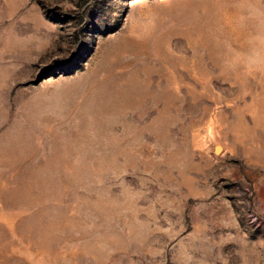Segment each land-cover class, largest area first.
I'll return each mask as SVG.
<instances>
[{"label":"rangeland","instance_id":"obj_1","mask_svg":"<svg viewBox=\"0 0 264 264\" xmlns=\"http://www.w3.org/2000/svg\"><path fill=\"white\" fill-rule=\"evenodd\" d=\"M260 0H0V264H264Z\"/></svg>","mask_w":264,"mask_h":264},{"label":"clouds","instance_id":"obj_2","mask_svg":"<svg viewBox=\"0 0 264 264\" xmlns=\"http://www.w3.org/2000/svg\"><path fill=\"white\" fill-rule=\"evenodd\" d=\"M264 4V0H260ZM249 19L254 22L241 50L229 47L224 65L229 70H241L246 74L264 71V6L251 10Z\"/></svg>","mask_w":264,"mask_h":264}]
</instances>
